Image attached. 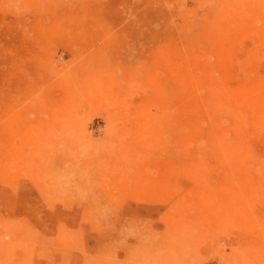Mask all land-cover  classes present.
Instances as JSON below:
<instances>
[{
    "label": "rangeland",
    "instance_id": "374dc122",
    "mask_svg": "<svg viewBox=\"0 0 264 264\" xmlns=\"http://www.w3.org/2000/svg\"><path fill=\"white\" fill-rule=\"evenodd\" d=\"M249 2L0 0V264H264Z\"/></svg>",
    "mask_w": 264,
    "mask_h": 264
},
{
    "label": "bare ground",
    "instance_id": "6f19581e",
    "mask_svg": "<svg viewBox=\"0 0 264 264\" xmlns=\"http://www.w3.org/2000/svg\"><path fill=\"white\" fill-rule=\"evenodd\" d=\"M249 1H253V0H243L241 3H240V0H238V2H237V0H230L229 8L227 7L228 11H224L222 14L219 15L220 22L225 20L226 33H224V34H232V32H229V28L231 26L230 21L233 24H236V25H238V23H240V22L234 20L233 18L235 17L236 14H237L236 15L237 17H240L238 15V13L242 12L240 7H243L244 2L246 4H248V7H249V4H253L254 5V3L249 2ZM217 26L218 25H215L214 27H217ZM224 34L218 33V31L215 30V34H213V36H222ZM235 99L238 102L244 103L245 106H247L248 109L252 108L251 109L252 112H255L256 110H258V107L256 105L257 101L260 100V104L264 106V90H261L260 88H258L256 90H254V89H245V88L241 89L240 88V89H238V91H236ZM228 209L231 210V208H228ZM198 213L199 212H196L197 215H198ZM200 216H201V218L205 217L206 216L205 212L202 213ZM194 222L195 223H193V224L195 226H199L200 223H199V219L198 218H195ZM92 264H100V263H92Z\"/></svg>",
    "mask_w": 264,
    "mask_h": 264
}]
</instances>
